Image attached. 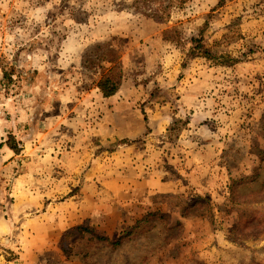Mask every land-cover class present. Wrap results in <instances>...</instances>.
Listing matches in <instances>:
<instances>
[{"label":"rangeland","instance_id":"rangeland-1","mask_svg":"<svg viewBox=\"0 0 264 264\" xmlns=\"http://www.w3.org/2000/svg\"><path fill=\"white\" fill-rule=\"evenodd\" d=\"M133 1L0 0V264H264V0Z\"/></svg>","mask_w":264,"mask_h":264},{"label":"trees","instance_id":"trees-1","mask_svg":"<svg viewBox=\"0 0 264 264\" xmlns=\"http://www.w3.org/2000/svg\"><path fill=\"white\" fill-rule=\"evenodd\" d=\"M186 1L187 0H134L133 6L137 12H141L142 14L159 21H166L171 16V10L174 4L176 3V5L182 6ZM191 41L193 46L188 54L189 57H205L210 60H216L218 63L229 65L237 62V59H233L229 55H217L212 52V49L207 47L204 43L203 35H200L199 37H192ZM114 53V50H110V52L101 57L108 58L107 60L112 63L111 67L104 69L101 72V76L96 84L104 97L115 95L120 89L123 81V71L119 67L118 58L114 56ZM13 148H15V146ZM147 222L148 218L139 220L138 224L130 229L124 230L115 239H110L109 237L93 233L92 229L83 225H78L75 229L81 234L92 233L98 241H106L114 247H117L122 245L124 241L133 238L141 230V224Z\"/></svg>","mask_w":264,"mask_h":264}]
</instances>
